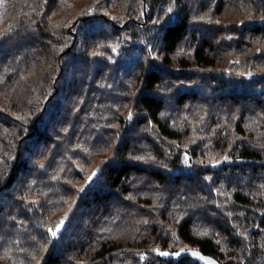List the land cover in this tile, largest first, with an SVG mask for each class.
I'll return each instance as SVG.
<instances>
[{
	"label": "trees",
	"instance_id": "1",
	"mask_svg": "<svg viewBox=\"0 0 264 264\" xmlns=\"http://www.w3.org/2000/svg\"><path fill=\"white\" fill-rule=\"evenodd\" d=\"M203 256L264 264V0H0V264Z\"/></svg>",
	"mask_w": 264,
	"mask_h": 264
},
{
	"label": "water",
	"instance_id": "2",
	"mask_svg": "<svg viewBox=\"0 0 264 264\" xmlns=\"http://www.w3.org/2000/svg\"><path fill=\"white\" fill-rule=\"evenodd\" d=\"M222 164H223V163L219 162V163L214 164V166L219 167V166H221ZM225 164H227V162H225ZM187 253H189V251H187ZM195 253H197V252H195ZM193 256H195V255H193ZM203 259H204V261H205L207 264H216L214 261H212L213 259H212V257H210V256H203ZM142 264H144V258L142 259Z\"/></svg>",
	"mask_w": 264,
	"mask_h": 264
},
{
	"label": "snow or ice",
	"instance_id": "3",
	"mask_svg": "<svg viewBox=\"0 0 264 264\" xmlns=\"http://www.w3.org/2000/svg\"><path fill=\"white\" fill-rule=\"evenodd\" d=\"M93 175H95V173H93ZM89 179L91 180V179H92V177H89ZM52 234H53V235H56V233H55V232H53Z\"/></svg>",
	"mask_w": 264,
	"mask_h": 264
},
{
	"label": "rangeland",
	"instance_id": "4",
	"mask_svg": "<svg viewBox=\"0 0 264 264\" xmlns=\"http://www.w3.org/2000/svg\"><path fill=\"white\" fill-rule=\"evenodd\" d=\"M183 159L185 160L186 158L184 157Z\"/></svg>",
	"mask_w": 264,
	"mask_h": 264
}]
</instances>
